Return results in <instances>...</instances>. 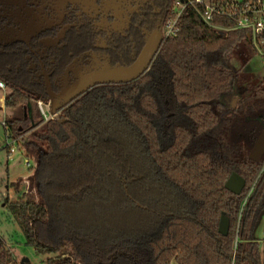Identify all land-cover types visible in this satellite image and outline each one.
<instances>
[{"label":"trees","instance_id":"1","mask_svg":"<svg viewBox=\"0 0 264 264\" xmlns=\"http://www.w3.org/2000/svg\"><path fill=\"white\" fill-rule=\"evenodd\" d=\"M178 26L143 76L93 88L25 143L36 165L10 207L29 242L70 253L60 264H264L254 235L264 156L249 158L264 129V79L232 62L248 34L219 32L193 7ZM0 77L5 104L25 113L9 129L22 134L36 112L33 126L43 122L32 98L44 96ZM233 171L246 179L240 195L225 187ZM10 261L0 237V264Z\"/></svg>","mask_w":264,"mask_h":264},{"label":"flooded vegetation","instance_id":"2","mask_svg":"<svg viewBox=\"0 0 264 264\" xmlns=\"http://www.w3.org/2000/svg\"><path fill=\"white\" fill-rule=\"evenodd\" d=\"M172 6L173 0H0V75L32 97L43 95L63 119L93 88L133 82L148 71ZM149 41L157 46L148 68L112 80L124 76L121 70L138 61Z\"/></svg>","mask_w":264,"mask_h":264},{"label":"rangeland","instance_id":"3","mask_svg":"<svg viewBox=\"0 0 264 264\" xmlns=\"http://www.w3.org/2000/svg\"><path fill=\"white\" fill-rule=\"evenodd\" d=\"M232 62L238 69H241L242 73L249 74L253 82L261 83L264 79V60L257 55L249 43L242 44L237 48L232 56ZM10 92L11 89L8 86L0 88V237L12 255V261L7 264H22L24 258L28 259L29 264H60V260L64 257L68 259L70 253L66 249L57 253L45 252L42 247L29 242L10 207L11 202L26 197L28 191L27 177L33 173L36 165V157L34 154L27 153L25 143L33 138L34 131L45 124L40 122L37 126H33L39 121L36 112L32 122L25 121L21 125L22 134L18 135L17 129L11 131L4 123L9 124L15 119L21 120L25 113L21 105L9 107L5 104V98ZM33 104L38 109L35 101ZM14 138L16 142L13 145L14 151L11 152L7 143ZM20 179L21 181L17 186L16 182ZM263 233L264 210L254 230L264 259Z\"/></svg>","mask_w":264,"mask_h":264},{"label":"built area","instance_id":"4","mask_svg":"<svg viewBox=\"0 0 264 264\" xmlns=\"http://www.w3.org/2000/svg\"><path fill=\"white\" fill-rule=\"evenodd\" d=\"M188 7L195 8L203 20L219 32H247L249 44L264 60V0H173L172 14L165 25V39L178 33L179 19ZM0 88H6L1 78ZM36 103L43 123L55 119L61 113L58 107L54 110L50 100L39 98ZM4 124L9 127L7 122ZM15 142L14 138L7 143L11 152L14 151Z\"/></svg>","mask_w":264,"mask_h":264},{"label":"water","instance_id":"5","mask_svg":"<svg viewBox=\"0 0 264 264\" xmlns=\"http://www.w3.org/2000/svg\"><path fill=\"white\" fill-rule=\"evenodd\" d=\"M157 43L153 41H149L147 47L143 51L141 57L128 68L122 69L121 71L124 72V76L122 77H114L112 80L123 82L130 80L132 78L137 77L140 73H142L148 66L151 64L152 57L156 51ZM68 102V100H67ZM56 107H54V110ZM56 120L59 122H64L65 119H62L60 116L56 117ZM264 156V129L260 133L257 141L255 142L254 146L252 147L249 158L253 161L260 162ZM246 185V179L240 175L238 172L233 171L229 178L225 183V187L237 194L240 195ZM219 232L222 235H228L230 230V218L224 212L222 213L219 221ZM22 264H29L28 259L24 258L21 262Z\"/></svg>","mask_w":264,"mask_h":264}]
</instances>
